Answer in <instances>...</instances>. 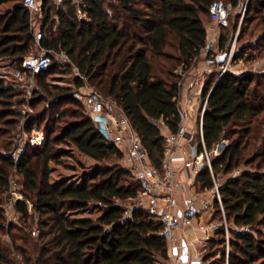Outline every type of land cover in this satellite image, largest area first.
Returning a JSON list of instances; mask_svg holds the SVG:
<instances>
[{"label": "trees", "instance_id": "trees-1", "mask_svg": "<svg viewBox=\"0 0 264 264\" xmlns=\"http://www.w3.org/2000/svg\"><path fill=\"white\" fill-rule=\"evenodd\" d=\"M214 1L82 0L84 16H79L74 0H61L59 5L42 0L43 35L37 42L33 15L23 0H0V64L21 68L38 45L50 50L52 58L48 68L35 74L40 91L31 100L25 96L24 82L0 76V264H164L169 249L161 220L142 208L130 216L129 204L140 184L126 166L115 162L122 159L121 150L102 136L74 93L90 85L116 102L152 164L161 168L165 137L159 123L171 132L178 129L180 70L191 65L206 43ZM223 1L233 7L241 4ZM258 28L262 32L256 35ZM222 29L220 48L227 52L233 31L224 25ZM239 41L235 63L264 57V0L249 1ZM60 52H66L70 62L63 64L55 56ZM62 72L73 73L74 81L52 84L49 78ZM215 78L212 74L206 84L210 95L204 136L209 149L228 140L213 158V171L220 180L227 177L220 182L226 217L243 230L231 228L228 260L223 228L203 257L209 261L221 254L217 260L222 264H264V73L230 70L214 87ZM42 102L45 108L27 114L24 124L28 130L42 126L45 137L16 158L14 139L22 124L18 107L36 108ZM78 154L95 164L82 170L76 189L103 190L104 204L65 197L63 178L53 177L57 165L76 169ZM66 158L76 166L68 165ZM10 170L23 177V198L15 206L28 225L37 215L36 237L24 232L27 226L7 220L4 192L12 188ZM197 180L203 189L214 188L206 164ZM216 203L214 218L222 219ZM14 252L22 259L14 258Z\"/></svg>", "mask_w": 264, "mask_h": 264}, {"label": "built area", "instance_id": "built-area-1", "mask_svg": "<svg viewBox=\"0 0 264 264\" xmlns=\"http://www.w3.org/2000/svg\"><path fill=\"white\" fill-rule=\"evenodd\" d=\"M74 1L78 4L79 16H83L82 0ZM23 4L31 13H36L41 9L40 0H23ZM240 6L241 4L237 7ZM237 7H233L223 0H216L210 6L212 22L207 27L206 43L191 65L185 70H180L179 96L177 99L180 116L179 126L176 132L169 131L164 134L165 157L161 168L152 164L130 119L116 102L107 98L100 91L91 89L88 85L84 87V90L74 93L75 97L85 105L87 113L102 136L121 150L123 155L121 160L130 170L132 177L140 184V190L134 202L129 204L130 216L136 208H142L155 215L161 220L163 233L169 241L175 240V234L178 230L192 225L193 220L200 213L193 196L186 198L187 207L180 214L172 210V207L177 205V194L179 188L182 187V183L178 179V166L189 170L191 176L201 170L202 164L208 166L214 180L213 196L221 207L223 220L206 222L201 228L207 231L221 228L225 230L227 260L232 253L230 249L231 230L226 220L220 183L216 181L214 176L213 158L225 149L228 140L221 139L211 149L206 145L204 114L210 93L204 96V91L207 84L206 79L212 74H216L213 84L215 85L230 70L264 73V57L250 62L235 63L233 61L236 52L235 44L227 52L220 48L221 28L229 20L231 9ZM244 15L241 20H243ZM42 35V32H36V40H40ZM40 49L39 54H32L24 58L22 67L14 71L15 76L20 81L31 82L36 73L51 65V51L43 47ZM224 53H228V57L223 63H220L218 57ZM59 58L63 64L70 62L66 52H60ZM181 97L184 99L182 105L180 103ZM196 106L200 109L197 118L193 116V110ZM19 153L15 151L13 154L18 156ZM211 206L210 199L206 198L202 203L201 212L207 211ZM232 228L239 232L243 230L239 226ZM179 261L180 257L175 259L173 264H178ZM191 264H206V260L198 252L191 259Z\"/></svg>", "mask_w": 264, "mask_h": 264}, {"label": "rangeland", "instance_id": "rangeland-1", "mask_svg": "<svg viewBox=\"0 0 264 264\" xmlns=\"http://www.w3.org/2000/svg\"><path fill=\"white\" fill-rule=\"evenodd\" d=\"M241 1V6L237 7V8H232L230 15H229V20L227 21V23L224 25L227 28L231 29L233 31V38H232V43L231 46H233L235 44V51L237 50L238 46L241 44V41H239V35H240V30H241V25H242V20L241 18L243 17L244 14H246L247 12V8H248V4L249 1L247 0H240ZM211 23V21L209 22ZM254 26L256 25H252L251 29L254 28ZM257 28V26H256ZM224 32V30L221 28V33ZM262 30L261 28H258L254 31V33L256 35L261 34ZM256 39V37H254V40ZM41 51L40 48H36L35 49V53L32 54H39ZM31 54V55H32ZM58 57V55H55ZM15 69L10 68L8 65H5L4 63L0 64V76H4L7 80H12V82H14V79L16 78L18 81H20L14 74ZM14 78V79H13ZM75 78V75L73 73H67V72H62V73H56L55 75H53L52 77L49 78L50 82L52 84H57V85H67L70 82H73ZM26 84V95L28 100H31V97H33V94L35 93V91L39 92L40 89L37 86V81L35 79V77L33 78V80H31V82H25ZM32 85H34V87H32ZM89 87L93 90H97L95 87L90 86ZM99 91V90H98ZM45 103L42 102L40 103L36 108L25 104V105H21L19 108V110L22 113V118H21V123H19L18 126V130L16 131V136H15V149H13V153L15 151H17V153H19L20 151H22L23 149H25L29 144H38L41 143L45 137V132L43 130L42 126H36L34 125V127H32L31 130H28L26 128V125L24 124L25 119H27V114H31L33 112L36 111H41L43 110ZM17 155H15L16 157ZM78 159H79V163L78 166L76 167V169H72L70 166L67 165H57L56 171L53 174L54 178H63V182H64V187L67 188V193L65 197L68 198H82V199H87L90 200L91 202H93L94 204H101V202L103 201V198H107L106 197V193L103 190H98V191H94L92 193H88L86 191H79L77 190V185L80 183V176L82 173V170L85 168H88L89 166L91 167V165L95 164V161L93 159H91L90 157H87L85 155L82 154H78ZM115 162L121 163L125 166V164L123 163L122 160H118L117 158L114 159ZM65 162H67L68 165H73L76 166V164L74 163V160L66 158ZM243 169H250V170H254V167H242ZM216 181L218 183L225 181V179L227 177H223L221 178V180L216 176ZM10 182H11V186L12 188L6 192H4V198H5V203H4V207L6 208V217L7 220L9 222L14 223L15 225H17L18 227H24L27 226V229H24V232H33V237H36L35 233L39 231V227H38V217L35 214L34 215V221L31 220L29 221L30 224H26L23 220H22V215L20 212H18L16 206H15V202L17 201V199L19 198H23L22 194H21V190L24 188V184H23V177L18 174L15 170H10ZM80 186V185H78ZM186 192V190H184ZM187 191L189 193H191V191H193L192 193H196L199 195H203V197H205V199L207 198V196H209L208 198L210 199V195H211V189H203L200 186V183L196 182L194 184V186L192 187H188ZM187 192V193H188ZM210 192V193H209ZM180 194H183V192L181 191ZM222 195V194H221ZM223 199V198H222ZM104 204V202H102ZM31 211V209H30ZM219 219V218H216ZM227 220V217H226ZM33 221V222H32ZM229 229L231 230L232 227H234V224L229 222L227 220ZM16 232V231H15ZM35 232V233H34ZM38 234V233H37ZM9 235L6 234L4 237V241H8L9 240ZM6 241V242H7ZM12 246V244H11ZM232 251V250H231ZM221 253V252H220ZM16 252L13 253V257L21 260L22 259V255L21 254H17ZM221 258V254H218L216 257L210 259L209 261H206V264H222V262H219L217 259ZM217 262V263H215Z\"/></svg>", "mask_w": 264, "mask_h": 264}, {"label": "crops", "instance_id": "crops-1", "mask_svg": "<svg viewBox=\"0 0 264 264\" xmlns=\"http://www.w3.org/2000/svg\"><path fill=\"white\" fill-rule=\"evenodd\" d=\"M60 2H61V0H55L56 5H59ZM240 3H241V1H240ZM40 7H41L40 11H38L36 13H32L33 18H34L33 26L35 29V34H36V32H39V31L42 32V25H43V22H42V19H43L42 0H40ZM54 16L56 17V19L58 21L57 11L54 13ZM211 22H212V20H211ZM210 25H211V23L208 22L206 26L209 27ZM40 47L41 46L38 45V48H40ZM57 55L59 57V53ZM206 83L208 86L209 85V78L206 79ZM212 87H211V89H212ZM84 89H85L84 87L81 88V90H84ZM208 93H210V92H208ZM208 93H206V89H205L204 96H206ZM183 102H184V99H183V97H181L180 98L181 105L183 104ZM199 111H200V109L198 108V106H196L193 110V116L195 118L198 117ZM159 127L161 128L163 135L170 131L169 127L162 121L159 123ZM202 165L205 166L204 164H202ZM203 166H202V168H203ZM202 168H201V170H202ZM200 171L191 176V173L189 170H185L183 168H180V166H178V179L182 183V187L179 188V191L177 194V205L173 206L172 210L177 212L178 214H180L187 207L186 198L189 196H193L195 199L196 207L199 208L200 213L193 220L192 225L186 226L182 230H178L176 232L174 241H169L167 239L168 249H169L168 250L169 257L167 260H165L164 264H173L175 259H177L178 257H180V261L178 262V264H191V259L194 257V255L196 253L199 252L200 254H202L204 256V253L206 252L207 248L209 247L210 241L212 239L216 238L218 230H212L211 229L210 231H207V230L202 229L201 226L204 225L206 222L223 220V218L222 219L221 218H219V219L214 218V216L216 214V210H217V206H216L217 201L215 200V197L213 196L212 189H211V195H210V201H211L212 206L207 211H203V212H201V206H202L203 201L205 200V197H203V195L192 193L193 191H191V193H189L187 191L188 187H192V186H194V184L196 182H198L197 176L200 173ZM190 176H191V178H190ZM184 190H186V192ZM181 191L183 192V194H180ZM208 197L209 196H207V199H209ZM133 202H134V200L130 201V205Z\"/></svg>", "mask_w": 264, "mask_h": 264}, {"label": "water", "instance_id": "water-1", "mask_svg": "<svg viewBox=\"0 0 264 264\" xmlns=\"http://www.w3.org/2000/svg\"><path fill=\"white\" fill-rule=\"evenodd\" d=\"M228 57V53H224V54H222V55H220L219 57H218V60H219V62L220 63H223L225 60H226V58ZM217 84V83H216ZM216 84L214 85V87L216 86ZM213 87V88H214ZM203 166V165H202Z\"/></svg>", "mask_w": 264, "mask_h": 264}]
</instances>
